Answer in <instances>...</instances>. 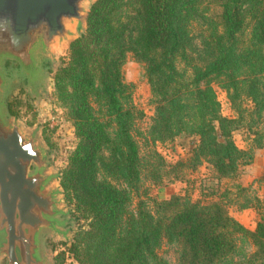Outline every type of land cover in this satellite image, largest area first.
I'll return each instance as SVG.
<instances>
[{
	"label": "trees",
	"instance_id": "1",
	"mask_svg": "<svg viewBox=\"0 0 264 264\" xmlns=\"http://www.w3.org/2000/svg\"><path fill=\"white\" fill-rule=\"evenodd\" d=\"M126 56L143 66L153 98L147 147L196 138L185 162H204L214 179L232 178L243 156L232 141L237 122L221 117L212 86L224 89L231 103L243 98L264 110V0H98L54 76L55 96L75 137L61 185L70 200L74 194L76 211L93 221L92 264H151L162 241L182 246L180 264H215L232 253L230 237L240 231L259 247L264 264V202L252 234L222 206L179 195L156 203L154 212L137 213L121 230L128 194L115 184L132 189L140 178L132 135L139 115L121 104ZM149 152L163 169L153 173L154 185L182 182V164L167 165Z\"/></svg>",
	"mask_w": 264,
	"mask_h": 264
},
{
	"label": "rangeland",
	"instance_id": "2",
	"mask_svg": "<svg viewBox=\"0 0 264 264\" xmlns=\"http://www.w3.org/2000/svg\"><path fill=\"white\" fill-rule=\"evenodd\" d=\"M93 5L86 6L88 14ZM209 6L217 9L212 4ZM85 29L86 23L82 35ZM80 37L74 34L68 42L53 46L49 54H39V76L33 80L35 82L27 79L15 61L5 60L0 68L7 82L2 97L4 117L32 135L36 144L43 149L46 159L43 174L47 178V188L56 192L57 224L42 234L40 242L45 264H92V256L97 252V238L91 236V217L76 211L74 194L71 193L70 200L61 185L63 172L74 150L75 137L71 123L55 96L54 76L66 65L69 47ZM121 79L125 87L122 107L139 115L132 135L138 143L140 167V178L135 188L130 189L123 183L115 184L118 190L128 194L122 208L121 230L127 229L128 220L137 213L154 212L156 203L171 195H179L191 201L204 202L207 206H222L229 219L243 231L254 233L262 216L260 204L264 202V110L255 111L253 104L245 102L243 98L231 103L224 89L217 84L212 86L221 117L237 122L232 141L243 152L237 173L232 178L217 180L204 162L195 167L185 162L191 157L196 138L182 136L172 143H156L152 148L147 147L144 136L154 115V105L143 66L126 56ZM150 149L167 165L182 164L177 172L182 182L166 181L154 185L151 180L153 173L159 171L162 174L163 169H160L162 165L154 163ZM150 165L156 167L151 169ZM33 170L30 168L31 172ZM164 171L172 175V171L166 167ZM230 238L234 244L232 253L215 264H260V249L253 246L247 235L241 231L234 232ZM182 251L179 243L162 241L154 250L156 259L150 263L180 264ZM0 264H7L6 259L0 257Z\"/></svg>",
	"mask_w": 264,
	"mask_h": 264
},
{
	"label": "water",
	"instance_id": "3",
	"mask_svg": "<svg viewBox=\"0 0 264 264\" xmlns=\"http://www.w3.org/2000/svg\"><path fill=\"white\" fill-rule=\"evenodd\" d=\"M97 1L0 0V68L5 60L15 61L35 82L38 55L49 54L74 34L80 37L86 6ZM6 88L0 70V257L7 264H45L40 242L42 234L57 224L56 192L47 188L43 149L4 117Z\"/></svg>",
	"mask_w": 264,
	"mask_h": 264
}]
</instances>
